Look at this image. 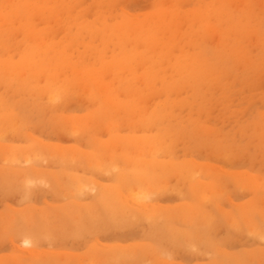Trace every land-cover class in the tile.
Wrapping results in <instances>:
<instances>
[{
	"label": "rangeland",
	"instance_id": "obj_1",
	"mask_svg": "<svg viewBox=\"0 0 264 264\" xmlns=\"http://www.w3.org/2000/svg\"><path fill=\"white\" fill-rule=\"evenodd\" d=\"M19 2L40 6L9 16ZM133 22L144 24L140 36L153 38L112 36L113 26ZM156 22L163 26L152 32ZM23 24L52 50L32 49L38 43ZM132 51L139 55L132 66H107L95 80L111 91L109 131L92 114L99 98L85 75L74 73ZM26 53L35 70L23 64ZM0 63L7 74L17 68L7 75L13 79L0 76V264H264V0H0ZM39 65L37 85L33 78L32 87L23 86L22 74L37 73ZM76 121L93 122L91 130L74 129ZM112 135L155 138L158 153L145 160L169 164L156 170L160 180L152 187L134 182L122 189L117 205L108 189L118 186L127 163L104 154ZM121 147L114 144L116 153ZM12 151L17 161L7 160ZM54 151L79 159L62 161ZM85 155L95 161L88 164ZM203 169L220 178L222 196L199 205L191 192L206 179ZM248 177L262 186L236 184ZM77 181L89 184L80 185L87 192ZM254 203L260 210L246 222ZM191 205L209 219L202 213L200 225L180 220ZM24 227L35 237L30 244Z\"/></svg>",
	"mask_w": 264,
	"mask_h": 264
},
{
	"label": "bare ground",
	"instance_id": "obj_2",
	"mask_svg": "<svg viewBox=\"0 0 264 264\" xmlns=\"http://www.w3.org/2000/svg\"><path fill=\"white\" fill-rule=\"evenodd\" d=\"M21 1V0H20ZM251 2V1H250ZM35 5V4H34ZM38 6H40V5H35V6H31L29 3H23V2H19V4H15V5H12V11H10V13L8 14L9 16H12V15H14V14H25L26 15V13H29L30 12V8H31V10L32 9H35V8H38ZM46 7H48L47 5H45ZM44 7V6H43ZM39 8H42V6L41 7H39ZM44 9V8H43ZM49 9H50V7H49ZM246 10V9H245ZM249 10V9H248ZM248 10H246V11H244V13H246V12H248ZM51 10H49V12H50ZM244 15V14H243ZM8 16V17H9ZM225 17V16H224ZM10 18V17H9ZM159 24V25H158ZM140 25H142V26H144V24L143 23H140V22H133L130 26H128L127 28H122V27H116V26H113L112 27V29H111V32H112V36L113 37H116V39L119 41V42H122V41H126V39H130L131 37H129V36H134L135 37V39L136 40H139V38H138V36L141 38V39H143V40H150V39H152L153 38V33H151V35H149L148 37H144V36H140L139 34L141 33V31L139 30V26ZM161 25V26H160ZM6 26H8V25H6ZM22 26V30H23V32H24V34L27 36V37H29V36H31L30 38H32L34 41H33V43H38V45L37 46H31L32 47V49H43V51L47 54V52H49L50 50H52V49H50L48 46H46L47 44H42V42L40 41V40H38L37 38V36H36V34H37V32L36 31H33L32 30V28L31 27H28L29 25H27V24H23V25H21ZM159 26L160 27H162L163 26V24H161V23H154V25H153V28L151 27V30H152V32H156V30L159 28ZM203 26H204V24H203ZM235 27H237L236 29H239L240 30V33H241V30H243V29H245V28H243V27H240V25H238V26H235ZM9 29V28H8ZM132 34V35H131ZM37 39V40H36ZM41 39V38H40ZM140 39V40H141ZM35 40H36V42H35ZM135 40V41H136ZM127 42V41H126ZM150 42V41H149ZM151 43V42H150ZM234 45H235V43H234ZM56 50V49H55ZM134 51H132V54L130 53V54H128V53H124V55H122V54H120V55H118V57L116 56V58L114 59V61H115V63L114 62H112L111 64L110 63H107V62H105V63H103L102 65H101V67L98 69H87V70H85V72L83 73V75H80L81 73H79V71L78 72H76L75 71V75L77 76V78H81L82 76H84L85 75V77L83 78L86 82H87V84L85 85L86 86V88L87 89H92V91H93V94L95 93L97 96V98H99V101H100V104H99V106L96 108V110L94 111V113H92V114H95V116L96 117H98V119H100V120H103V124H104V126L106 127V128H108V130H109V128L111 127V122H112V118L110 119L109 118V110H112V108H113V104L111 103V102H109L108 101V98H109V96H110V93H111V91L110 90H108V88H106L107 86H103L102 84H100L98 81H95V80H97V79H99V77H100V75H99V73L101 72V71H103L104 70V68H107V66L110 68V69H115L116 70V68H118V67H120V66H125V67H130V66H132V64H133V62L135 61V60H137L138 58V56L137 55H135L136 53H138L137 51H136V53H133ZM27 54V57L25 56ZM24 56L25 57H23L24 59H22V60H24L25 62L23 63L22 61V63L23 64H25V66L26 67H29V68H31L30 70H35L34 69V66H36V65H38V63H36L34 60H33V57H32V55H31V53H26ZM140 54V53H139ZM121 55H122V57H121ZM137 56V57H136ZM143 58H144V56H143ZM189 60V59H188ZM190 61V63H191V65H193V67H197V65H198V63H199V61H198V58H192V59H190L189 60ZM3 62H5V64L6 65H8L7 63H6V61H3ZM34 62H35V64L36 65H34ZM64 61H62V63H61V65L62 64H64L63 63ZM4 63L3 64H1L0 63V76H6V77H8V79H13V78H9V76L10 75H13L14 74V71L17 69H13L14 71H13V74H12V72L9 74V76H7L8 74L6 73V72H4L3 70L4 69H6L7 67H6V65H5ZM20 64V63H19ZM9 66V65H8ZM22 66L24 67V65H21L20 64V67L22 68ZM40 67H38V71H37V73H35V72H32L31 74H22V71H20L19 73H18V70L15 72V73H17V75L19 76L20 74H22V75H26L25 77L23 76V78H22V81H23V86H25V87H32L31 85H32V81L30 80V79H33V78H35V83L33 84V85H37V81H36V79L40 76V74H41V72L44 70V65H39ZM37 67V66H36ZM35 67V68H36ZM112 67V68H111ZM4 68V69H3ZM19 68V67H18ZM24 69V68H23ZM26 69V68H25ZM101 70V71H100ZM203 71H204V68H203V66L202 67H200V68H198V70L196 71V75H195V77H194V79L195 80H201V78H202V76H203ZM116 72H117V70H116ZM24 73V72H23ZM149 74V73H148ZM22 75H21V77H22ZM99 76V77H98ZM69 77V76H68ZM208 77V76H207ZM154 78V77H153ZM20 80H21V78H20ZM47 80H48V84L49 85H51V83H52V75H50L48 78H47ZM21 81V82H22ZM198 82V81H197ZM203 82V81H202ZM52 86V85H51ZM37 88H38V86H37ZM36 88V89H37ZM49 88H51V87H49ZM49 88H48V90L47 91H42V90H44V89H47V88H43V89H41V88H38V89H41V91L42 92H50V90H49ZM84 88V87H83ZM37 89V90H38ZM86 89V90H87ZM88 91V90H87ZM86 91V92H87ZM101 91H103V92H101ZM85 92V91H84ZM90 92H91V90H90ZM165 108H166V106H165ZM163 110H164V107H163ZM162 109H160V111H163ZM167 110V109H166ZM91 114V115H92ZM146 114V113H145ZM163 114V113H162ZM161 114V115H162ZM163 116V115H162ZM114 117V116H113ZM142 118V116H140L139 115V118ZM144 117H146V116H144ZM92 118H93V115H92ZM141 118H140V122H142V120H143V118H142V120H141ZM146 119V118H145ZM150 120H151V117H150ZM138 121V118L136 119V121L135 122H137ZM149 121V120H148ZM102 122V121H101ZM91 124L93 123V122H90ZM90 123H85V122H83V121H76V123H74L73 124V128L74 129H79V128H82V127H84V129H87V127H88V131H89V129L91 130V128H89L90 127ZM96 123V122H95ZM139 123V122H138ZM148 123V122H147ZM100 124H102V123H100ZM71 126V125H70ZM69 126V127H70ZM92 126V125H91ZM63 127V126H62ZM71 129H72V127H70ZM74 129H72V130H74ZM93 129V128H92ZM110 131V130H109ZM91 132V131H90ZM113 131H111L110 133H112ZM166 132V131H165ZM174 132V131H173ZM177 132V131H176ZM180 132V131H179ZM92 134H93V131L91 132ZM113 136V135H112ZM210 137V136H209ZM214 138V137H213ZM199 139V138H198ZM205 139V138H204ZM204 139H202L201 138V142H202V140L203 141H205ZM208 140V139H207ZM213 140V139H212ZM93 142H95L96 143V141H93ZM121 142V144H122V147H123V152L120 154L119 152H117L116 153V151H115V149H114V144H118V143H120ZM157 142V141H156ZM111 143H112V146L110 147V145H105V146H102L101 148H102V150L103 151H106V152H104V154L105 153H107L108 155H109V157L112 159V160H118L119 159V157L121 158V159H123L126 163H127V168L126 169H124L125 171H121L120 173H119V175H117L118 176V181H119V184H118V186L117 187H111V188H109L108 190V192L110 193V198H112L113 200L112 201H114L115 202V204L117 205V202H118V204H119V199H118V193L122 190V189H126L127 188V186L128 185H130V183H132V184H134V182H136V183H141V184H146V183H148L147 185L149 186V187H152V186H150L149 185V182H151V183H154V182H157L158 180H160V177H159V174H157L156 173V170H158V169H160L162 172H163V170H165V168H168L169 167V164H165V165H163V164H161L160 162H149V161H147V160H145V157L147 158V156H149L151 153L153 154V156H154V154H157L158 153V151L156 150V149H158L159 147H160V144H159V147H157V144H155V138H150V137H148V138H146L145 140H143V141H141V139H126V140H124V139H121V138H115V135L113 136V138L111 139ZM95 146V145H94ZM96 147V146H95ZM94 147V151H97L96 149H99V148H95ZM121 147V148H122ZM91 148H93V146L91 147ZM32 150L33 149H30L29 150V152H31V154L28 152V150H27V152H28V154L29 155H31L32 156ZM73 150V149H72ZM26 151V150H25ZM25 151H24V153H25ZM52 152H53V150H51ZM19 152V151H18ZM17 152V153H18ZM47 152H50V150H47ZM4 153H5V151H4ZM12 154H10V156L7 158V160H10V161H17V157L19 156L18 154V156H16V151H12L11 152ZM23 153V152H22ZM54 153L56 154L57 152L56 151H54ZM54 153H53V155H54ZM3 154V153H2ZM1 154V155H2ZM52 154V153H51ZM57 154H59V158L60 159H62V161L65 159L63 156H71V154H74L75 156H73L72 155V157H74V158H72V159H75V158H78L79 159V156H77V153L75 152L74 153V151H69V152H62V151H60V152H58ZM151 154V155H152ZM29 155H27L26 156V153H25V155L23 156L24 157V159H25V161L26 162H30L31 160H32V158H31V156L30 157H28ZM78 155H79V153H78ZM77 156V157H76ZM86 156V155H85ZM57 157V156H56ZM108 157V158H109ZM68 158V157H67ZM70 158V157H69ZM83 158H85L86 159V161L88 160L89 161V163L88 164H90V163H92L89 159H93V158H91L89 155L88 156H86V157H83ZM116 158V159H115ZM71 159V158H70ZM82 159V158H81ZM99 159V158H98ZM83 160V159H82ZM94 160V159H93ZM101 160V159H100ZM62 161H60V162H62ZM66 161V160H65ZM95 161V160H94ZM100 161L98 160V163H99ZM94 164H97V163H94ZM191 166V168L193 169V166L192 165H190ZM124 167H126L125 165H124ZM123 167V168H124ZM167 170H169V168L167 169ZM190 170V168H187V172ZM191 171V170H190ZM53 174H55V173H53ZM182 174H185V173H183L182 172ZM57 175V174H56ZM202 175L203 176H205V180H203L202 182L200 181V182H196L194 185H193V190H192V192L191 193H193V195H194V198L196 199V201H199V205L200 204H202L201 202H202V200H203V198H205V197H212V198H214L215 199V201H218V199L220 198V196H222V193H221V190H218L217 188H216V184L219 182V179H218V177H216V175H215V173H212V172H210L209 170H204L203 169V171H202ZM25 176H28V175H25ZM183 176V175H182ZM185 178V177H184ZM23 179V178H22ZM191 180V182H192V179H190ZM236 180H237V182H236ZM235 180V182H236V184L238 183V184H241V185H245V184H247V185H255V184H258V186H262L261 185V182H259V183H257L256 181H253V180H251V177L249 178L248 177V179H246V180H249V181H243L244 179H240V178H238V179H236ZM32 182V181H31ZM78 182V181H77ZM190 182V181H189ZM76 183V182H75ZM243 183V184H242ZM35 184V183H34ZM82 184H83V182H82ZM81 184V182H78V185L77 186H79V188H81L80 190H81V192H82V189H83V192L87 189H85V186H83V188H82V186H80V185H82ZM84 184H86V183H84ZM83 184V185H84ZM95 184V183H94ZM237 184V185H238ZM27 185V184H26ZM87 185H89V184H86V186ZM13 186V185H12ZM93 186V185H92ZM156 187H158L157 185H155ZM87 187H90V186H87ZM94 187V186H93ZM93 187H91L90 189H92ZM155 187V188H156ZM11 188H13V187H11ZM95 188V187H94ZM59 189H61V188H59ZM78 188H76V190H77ZM85 189V190H84ZM80 190H77L78 192L80 191ZM88 190V189H87ZM87 190H86V192H87ZM95 190V189H94ZM150 190H151V188H150ZM149 190V191H150ZM68 191V190H67ZM74 191H75V189H74ZM90 191H92V190H90ZM90 191H88V192H90ZM71 192H73V190L71 191ZM76 193V196H77V194H79V193ZM93 193V192H92ZM71 194V193H70ZM74 194V193H73ZM112 194H113V197H112ZM263 194V193H262ZM195 201V200H194ZM201 201V202H200ZM98 205H99V203H98ZM98 205H97V207H98ZM94 206H96V205H94ZM101 206V205H100ZM193 205H191V206H186L183 210H182V212H183V215H180V216H178L179 218H180V220H182L183 222L185 221L186 223H188L189 222V225H200V224H202V222H205V221H203L201 218H202V216H204V215H206L207 216V218L209 219V217H208V215L207 214H205V212L203 213V212H199L198 211V209L197 208H193L192 207ZM91 207V206H90ZM101 208V207H100ZM82 209V208H81ZM81 209H79V210H81ZM91 209V208H90ZM94 209V208H93ZM84 210V209H83ZM92 210V209H91ZM91 210H89V211H91ZM96 210V209H95ZM95 210H93V211H95ZM259 207H258V205L256 204V203H254L251 207H250V210L248 211V212H245L246 213V215H244L245 217H244V221L246 220V222H248L247 220H249V219H251V217H253L254 216V214H256V213H258L259 212ZM82 211V210H81ZM85 211H88V209L87 208H85ZM109 210H107V212H108ZM146 211H149V210H146ZM202 211V210H201ZM256 211H258V212H256ZM73 212V211H72ZM76 212H77V210H76ZM76 212H73V213H76ZM95 212H97V211H95ZM106 212V213H107ZM256 212V213H255ZM8 213V212H7ZM6 213V214H7ZM71 213V212H70ZM71 214L72 216H74L75 214ZM105 213V214H106ZM110 213V212H109ZM202 213L204 214V215H202ZM9 214V213H8ZM112 214V213H111ZM110 214V215H111ZM151 214V213H150ZM34 214H32V216H33ZM108 215V214H107ZM146 215H148V214H146ZM5 216V215H4ZM10 216V215H9ZM13 216V215H12ZM79 216H80V214H79ZM150 216V215H149ZM174 216V215H173ZM172 216V217H173ZM176 216H177V214H176ZM243 216V215H242ZM247 216V217H246ZM15 217V216H14ZM47 217L49 218L50 216L49 215H47ZM75 217V216H74ZM73 217V218H74ZM172 217H171V220H173L172 219ZM2 218V217H1ZM0 218V219H1ZM3 218H6V217H3ZM32 218H34V217H32ZM55 218H56V216H55ZM85 218H87V217H85ZM203 218H205V217H203ZM9 219H10V217H9ZM11 219H13V217L11 218ZM28 219H30L29 217H28ZM208 219H205V220H208ZM20 220V219H19ZM66 220V219H65ZM202 221V222H201ZM11 222L13 223V221L11 220ZM250 222V221H249ZM9 223V224H8ZM7 224L8 225H10V224H12V223H10V221L8 222ZM17 225V224H16ZM33 225V223L31 224V226ZM2 226V225H1ZM30 226V227H31ZM158 226V225H157ZM4 227V226H3ZM18 227V226H17ZM32 227H34V226H32ZM2 228V227H1ZM15 228V227H14ZM27 228H29V227H27ZM26 227H24L23 229H25L24 231H25V236H23V240H24V244L26 243H28V244H30V242H32L33 241V239L35 238H33L32 240H31V238H29V235L27 234L26 235V229H27ZM198 228V227H197ZM16 229H18V228H16ZM22 229V228H21ZM7 230V229H6ZM33 230V229H32ZM1 231H2V229H1ZM23 231V232H24ZM83 231V230H82ZM28 232V231H27ZM29 233V232H28ZM32 233V232H31ZM34 233V232H33ZM21 234V233H20ZM185 234V233H184ZM187 234V233H186ZM34 235V234H33ZM188 235V234H187ZM186 235V236H187ZM32 237V236H31ZM173 237V236H172ZM31 240V241H30ZM179 244V243H178ZM90 247V246H89ZM93 249H95V248H93ZM93 249H91V251L93 250ZM89 250V249H88ZM91 251H87V253L88 252H91ZM165 251V250H164ZM167 253V252H166ZM89 254V253H88ZM96 254H98V253H96ZM95 254V255H96ZM118 254H121V253H118ZM144 254V253H143ZM172 253H170V255H171ZM90 255V256H89ZM89 255H87V256H89V257H91L92 259H95L94 258V255H92L91 253L89 254ZM169 255V254H168ZM93 256V257H92ZM118 256V255H117ZM105 257H107V256H105ZM109 258V259H108ZM108 258H102V260L104 259H106L107 261L109 260L110 261V257H108ZM18 260V262H19V260L20 259H17ZM16 260V261H17ZM103 260V261H104ZM15 261V262H16ZM75 261V260H74ZM107 261H104V263L105 262H107ZM109 261H108V263H109ZM14 262V264H17V263H15ZM56 262V261H55ZM159 262V261H158ZM234 262V261H233ZM20 263V262H19ZM46 263H48L47 261H46ZM160 263V262H159ZM158 263V264H159ZM235 263V262H234ZM52 264V263H51ZM56 264V263H55ZM106 264V263H105Z\"/></svg>",
	"mask_w": 264,
	"mask_h": 264
}]
</instances>
